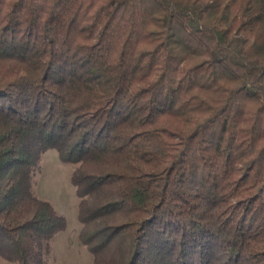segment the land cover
Instances as JSON below:
<instances>
[{"label": "trees", "instance_id": "trees-1", "mask_svg": "<svg viewBox=\"0 0 264 264\" xmlns=\"http://www.w3.org/2000/svg\"><path fill=\"white\" fill-rule=\"evenodd\" d=\"M201 1L0 0V256L67 228L56 149L95 264H264V0Z\"/></svg>", "mask_w": 264, "mask_h": 264}, {"label": "rangeland", "instance_id": "rangeland-1", "mask_svg": "<svg viewBox=\"0 0 264 264\" xmlns=\"http://www.w3.org/2000/svg\"><path fill=\"white\" fill-rule=\"evenodd\" d=\"M221 12L226 14L227 18H233L230 10L222 8ZM76 169V165L63 162L56 149H50L44 153L33 173L36 196L51 203L67 220V228L58 232L52 241V254L48 264H95L89 246L81 241L83 230L79 207L81 199L72 183ZM0 264L16 263L0 256Z\"/></svg>", "mask_w": 264, "mask_h": 264}]
</instances>
